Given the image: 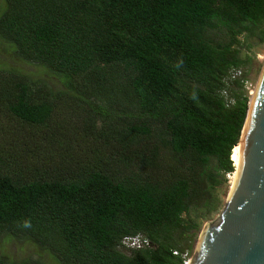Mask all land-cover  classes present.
Segmentation results:
<instances>
[{"label":"trees","instance_id":"obj_1","mask_svg":"<svg viewBox=\"0 0 264 264\" xmlns=\"http://www.w3.org/2000/svg\"><path fill=\"white\" fill-rule=\"evenodd\" d=\"M257 30L264 0H0L1 51L63 88L0 63V115L59 152L33 162L0 147V240L54 264H184L202 231L192 212H217L218 178L235 173L250 98L232 72ZM60 104L86 114L83 155L78 129L53 119ZM135 237L149 246H123Z\"/></svg>","mask_w":264,"mask_h":264},{"label":"rangeland","instance_id":"obj_2","mask_svg":"<svg viewBox=\"0 0 264 264\" xmlns=\"http://www.w3.org/2000/svg\"><path fill=\"white\" fill-rule=\"evenodd\" d=\"M222 31L224 34L226 33L225 29H222ZM224 34H219L216 30L211 33V39H215L217 41V39L225 38ZM217 36L219 38H217ZM223 40L227 41L226 39ZM238 41L239 44L236 48H238L240 51V59L244 64L239 70L232 72V79L238 78L245 80V91L247 92L251 101L252 93L255 92L256 88L258 87L264 68V36L260 30H257L254 32V34H244L239 38ZM0 63L18 68L25 74H28L34 80L43 81V83L53 91L63 89L57 80L48 76L40 67L11 59L10 57H7L1 51V49ZM41 85L43 84L40 83L39 87ZM231 90L238 93V89L236 87L231 88ZM53 119L57 124L63 126L64 130L61 129V131L65 133V135H70L73 129H78L76 132L72 131L69 141L72 142V151L78 156L83 155V152L87 151V146L82 140L84 136L81 132V129L84 125V121L86 120V114L76 107L71 110L67 106L60 104L54 111ZM39 133L41 136L38 137ZM42 133L43 132L41 129L30 128L16 120L9 119L3 114L0 115V147H3L6 149V151H18L24 158L28 160L30 159L33 162H36L37 160L46 162L48 161L47 159L49 156L56 157V154H59L58 147L56 145H50L49 142H47V140L44 138L45 134L42 135ZM81 144L82 146H80ZM90 145H92V143ZM104 146L105 145H103V148L106 149ZM56 163H59L58 159ZM218 181H221L223 184H220L216 189L218 201L215 203V205H217V207L220 206V201L224 202L225 204L231 188L235 183V173L232 175H227L225 178V183L222 177H219ZM208 188L209 184L207 181H203L199 186L200 191L198 193L200 196H202V191H206ZM203 196H206V194H203ZM224 204L217 212H213L211 214L208 213V209L206 208H198L192 212L190 217L193 219H198L200 225L202 226L200 235L207 225H214L219 222L217 214ZM198 241L195 245L194 254L198 246ZM194 254L193 252L188 251V254L184 255V258L186 257L187 260H192ZM0 255H6L15 260L30 258L33 260L42 261L46 264H54L51 258H49L46 254L41 253L39 249L22 240H14L9 242H3L0 240Z\"/></svg>","mask_w":264,"mask_h":264},{"label":"water","instance_id":"obj_3","mask_svg":"<svg viewBox=\"0 0 264 264\" xmlns=\"http://www.w3.org/2000/svg\"><path fill=\"white\" fill-rule=\"evenodd\" d=\"M255 92L240 140L237 179L219 222L204 228L189 264H264V68Z\"/></svg>","mask_w":264,"mask_h":264},{"label":"built area","instance_id":"obj_4","mask_svg":"<svg viewBox=\"0 0 264 264\" xmlns=\"http://www.w3.org/2000/svg\"><path fill=\"white\" fill-rule=\"evenodd\" d=\"M123 246L126 247L127 249H140L145 246H149V242L146 240H143L142 237L126 238L123 241ZM174 254L178 255V253H174ZM189 262L190 260H186L184 264H189Z\"/></svg>","mask_w":264,"mask_h":264},{"label":"bare ground","instance_id":"obj_5","mask_svg":"<svg viewBox=\"0 0 264 264\" xmlns=\"http://www.w3.org/2000/svg\"><path fill=\"white\" fill-rule=\"evenodd\" d=\"M255 93L256 92H253L252 93V97L251 98H254ZM232 160L234 161L235 166H236V172H235V181H236V179H237V172L240 169V163H241V144H239V146L234 150L233 156H232Z\"/></svg>","mask_w":264,"mask_h":264}]
</instances>
